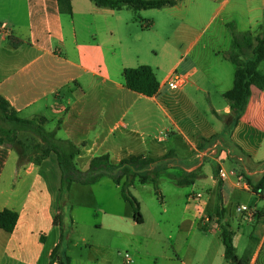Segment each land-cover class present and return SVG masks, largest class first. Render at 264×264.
<instances>
[{
  "label": "crops",
  "instance_id": "obj_1",
  "mask_svg": "<svg viewBox=\"0 0 264 264\" xmlns=\"http://www.w3.org/2000/svg\"><path fill=\"white\" fill-rule=\"evenodd\" d=\"M79 1H73L72 15L60 14L57 0H27L21 17L17 11L0 17V97L10 103L19 117H43L45 128L55 132L58 139L81 146L77 158L86 160L83 170L88 169L92 158L103 155L118 164L131 156L163 159L172 153L170 168L162 172L160 179L165 176L171 184L186 189L179 229L188 235L179 237L177 244L182 247L185 242L188 257L183 253L176 255L177 263L230 264L225 259L216 217L218 188L222 182L225 221L235 233L237 250L241 238L236 237L239 223L232 210L237 176L222 181L214 173L220 168H243L256 181L264 175V90L252 87L241 120L224 134L231 114L224 94L233 88L236 71L227 53L233 32H249L254 39L264 35V0H199L198 8L212 10L210 24L219 27L218 33L195 34L189 28L176 33V41L188 48L163 82L162 67H152L160 83L154 97L126 87L124 70L139 67L142 62H138L139 55L135 59L124 53V39L130 37L132 28V21L122 15L124 9L99 8L91 5V0L76 5ZM188 2L181 0L178 4ZM149 27L153 24L148 23L146 28ZM9 38L21 41L18 48L9 46ZM205 58L210 61L207 66L203 65ZM174 73L187 77L186 85L179 90L167 86ZM214 136L219 138L207 142ZM221 138L232 149L230 158L220 156L212 148ZM42 166L31 160L20 162L16 149L9 144L0 145V212L8 209L19 214L12 233L0 229V264H49L51 253L60 242L61 229L54 220L59 212L61 175L53 183L42 173ZM192 173L197 176L193 185L177 184L184 174ZM198 193L204 194L199 207L194 201ZM142 216L143 225L146 220ZM196 229L219 234L222 251L217 262H201L198 249L191 247L190 237ZM53 235L56 238L48 249ZM255 236L253 231L249 238L244 237L246 251L255 244ZM205 248L211 252L208 244ZM192 254L197 256L196 261Z\"/></svg>",
  "mask_w": 264,
  "mask_h": 264
},
{
  "label": "rangeland",
  "instance_id": "obj_2",
  "mask_svg": "<svg viewBox=\"0 0 264 264\" xmlns=\"http://www.w3.org/2000/svg\"><path fill=\"white\" fill-rule=\"evenodd\" d=\"M85 1L89 2V0ZM198 2L199 0H190L187 4H178L174 8L165 7L144 11L124 9L122 15L132 21L130 37L128 35L125 37L123 34L125 37L123 49L126 56L139 55L138 62H142L141 66H151L155 69L161 66L160 80L163 82L171 70L177 66L184 55V50L188 48L187 44V47L182 48V43L176 41V33L179 34L187 28L193 29L195 34L218 33L219 27L210 24L212 10L198 8L200 6L197 5ZM80 3L82 0L76 5ZM89 3L95 5L93 2ZM27 4V0H1L0 17H6L11 14L10 12L16 11L21 17V11L23 13L24 6ZM148 23H152L153 27L146 28ZM251 53L252 49L244 46L242 58H250ZM208 57L211 59L210 55ZM209 62L205 58L203 65L207 66ZM178 69L180 73H183V68ZM260 71L264 72V61L260 65ZM15 133L22 144L15 145L17 149L9 145L19 152L20 160H23L22 162L31 160L42 166L43 162L37 163L42 155V141L30 132ZM75 162L77 167L83 170L81 168L86 160L76 158ZM58 167L57 158L52 154L42 166V173L53 183L58 182L61 175ZM236 176L238 181V177L242 178V172L237 171ZM159 182L161 199L156 195L151 183L141 185L136 181L138 185L131 188V193L140 203V213L145 216L146 221L143 225L135 223L131 205L122 198L120 187L110 178H104L103 181L91 186L73 184L70 201L64 212V224L69 234L66 247L71 264H178L176 255L183 253L185 257H188V254H185L187 252L185 242H182V247L177 244L179 237L188 235L186 231L179 229L185 200L182 196L186 193V189L171 184L165 176L161 177ZM237 188L233 197L232 210L239 223L236 237L241 238L237 241L236 253L242 258L247 249L244 237L249 238L252 232H255L256 238L253 239L255 244L249 249L250 251L252 249L254 254L264 239V217H261L264 209V193H261V196L256 195L251 186L249 190H244L239 185ZM57 196L59 200L60 191ZM241 205L256 210L252 220L237 212V207ZM98 224L100 228H97ZM242 229L245 230L244 235H242ZM55 238L56 236L53 235L48 240V249L53 245ZM190 242L191 247L198 249L201 262L219 260L220 250L222 251L219 234H205L201 229H196L191 234ZM206 244L209 245L210 253L205 248ZM261 251L264 255V240L261 249L257 252V258ZM201 253L204 256L200 255ZM126 255L130 256L132 263L126 262ZM192 258L194 261L197 260L195 254H192Z\"/></svg>",
  "mask_w": 264,
  "mask_h": 264
},
{
  "label": "trees",
  "instance_id": "obj_3",
  "mask_svg": "<svg viewBox=\"0 0 264 264\" xmlns=\"http://www.w3.org/2000/svg\"><path fill=\"white\" fill-rule=\"evenodd\" d=\"M74 0H57L60 14H73ZM99 8H109L113 10L131 9L134 11L162 9L173 7L181 0H91ZM232 28V27H231ZM233 40L230 51L227 53L228 59L235 65L233 88L224 94V98L229 103L231 114L226 121L224 134L230 133L241 120L248 101L252 94V87L264 90V73L259 70L260 64L264 61V35L253 38L247 32L237 35L233 32ZM255 42V43H254ZM8 44L12 48H18L20 40L9 38ZM244 46L252 49L251 57L242 58ZM127 89L142 94L146 97H154L159 93L160 83L157 79L155 70L151 66H139L136 68H126L123 73ZM46 119L36 117L33 119H23L19 117L17 111L10 103L0 97V145L11 144L21 145L22 142L17 138L15 132H30L35 134L43 143L42 155L37 163L48 159L52 154L57 158L61 172L60 198L58 200L59 212L54 220V225L61 229L60 242L53 249L50 255L49 264H71V258L67 253L66 242L69 238L65 224L64 212L70 197V191L73 184L91 186L99 183L104 178H110L115 185L120 187L122 198L131 205L134 211V220L138 224L143 223V216L140 213V203L131 193V188L136 181L141 184L151 183L154 186L155 193L161 199L159 190V179L162 172L170 168L169 161L172 153L163 159H149L142 155L131 156L120 161L118 164L112 163L108 155L98 156L91 159L88 169L80 170L76 165V158L81 154L82 147L76 146L70 141L61 140L56 137L55 132L48 131L45 128ZM219 136L212 137V142ZM206 142V141H204ZM17 149V148H16ZM228 150V158L233 154L229 145H226L222 138L218 153ZM23 161V160H20ZM264 165V163H261ZM242 177L253 188L256 195L261 196L264 193V175L259 181L250 177L245 169L242 168ZM215 176L219 177V170L215 169ZM196 174H184L177 181L179 186H191L196 181ZM223 183H219L218 188V207L217 222L221 230V238L225 247V259L232 264H252L254 252L246 251L244 257H238L234 245L235 233L229 222L225 221V207L222 196ZM264 201V198H263ZM261 217H264V209ZM19 214L15 211L5 209L0 212V229L7 233H12L18 223ZM254 264H264V255L261 251Z\"/></svg>",
  "mask_w": 264,
  "mask_h": 264
},
{
  "label": "built area",
  "instance_id": "obj_4",
  "mask_svg": "<svg viewBox=\"0 0 264 264\" xmlns=\"http://www.w3.org/2000/svg\"><path fill=\"white\" fill-rule=\"evenodd\" d=\"M186 83H187V77L186 76L174 73L170 77V79L167 81V86L172 90H179V89L183 88L186 85ZM219 146H220V142L214 144L212 146V148L214 151H217ZM229 153L230 152L228 150H225V151H222L221 153H219V155L222 157L228 158ZM231 175L236 176L237 171L233 169L232 171L228 172L227 170H225L223 168L219 169V178L222 181L229 179V177ZM237 185L242 186V188L244 190L250 189V185L248 184V182L246 181V179L244 177H242V178L238 177ZM203 198H204V194H202V193H198L194 196V201H195V203L197 202L198 207L200 206ZM237 212L240 215H246L250 220H252L256 215V210L254 208H251V207L246 206V205L238 206ZM125 259H126L127 263H132V260H131L129 255H126Z\"/></svg>",
  "mask_w": 264,
  "mask_h": 264
}]
</instances>
